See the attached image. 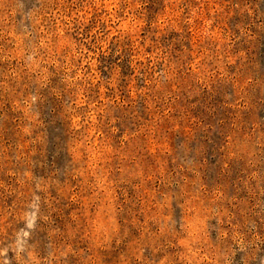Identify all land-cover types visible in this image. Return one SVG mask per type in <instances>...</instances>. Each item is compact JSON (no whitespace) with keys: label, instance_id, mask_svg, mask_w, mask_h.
Here are the masks:
<instances>
[{"label":"rangeland","instance_id":"rangeland-1","mask_svg":"<svg viewBox=\"0 0 264 264\" xmlns=\"http://www.w3.org/2000/svg\"><path fill=\"white\" fill-rule=\"evenodd\" d=\"M0 264H264V0H0Z\"/></svg>","mask_w":264,"mask_h":264}]
</instances>
